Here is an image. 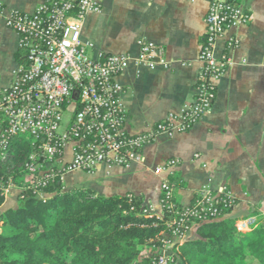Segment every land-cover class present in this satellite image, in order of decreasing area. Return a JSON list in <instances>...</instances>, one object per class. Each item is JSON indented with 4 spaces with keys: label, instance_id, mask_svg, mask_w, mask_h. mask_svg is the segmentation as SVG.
Segmentation results:
<instances>
[{
    "label": "crops",
    "instance_id": "0c3cea01",
    "mask_svg": "<svg viewBox=\"0 0 264 264\" xmlns=\"http://www.w3.org/2000/svg\"><path fill=\"white\" fill-rule=\"evenodd\" d=\"M43 1L0 0V4L5 16L12 11L31 13ZM239 2L250 19L215 42L216 56L226 55L231 64L216 81L209 110L186 132L161 135L146 146L143 163L63 174L66 189L86 188L104 196L130 193L159 216L160 184L171 177L172 197L181 206L200 190L226 187L236 202L231 214L252 217L255 223L264 220V0ZM206 10L205 0H103L99 12L86 15L80 37L94 53L135 57L140 39L164 50L166 67L148 68L131 61L118 77L130 133L142 132L169 114L178 115L193 101ZM230 36L238 43L227 50ZM17 42L0 18V90L9 85L20 59ZM168 159L177 164L157 171ZM18 194L17 189L6 192L0 212L14 207ZM254 209L258 214L250 215ZM192 234L190 230L184 239ZM164 248L160 253L169 255Z\"/></svg>",
    "mask_w": 264,
    "mask_h": 264
},
{
    "label": "built area",
    "instance_id": "2783aa9c",
    "mask_svg": "<svg viewBox=\"0 0 264 264\" xmlns=\"http://www.w3.org/2000/svg\"><path fill=\"white\" fill-rule=\"evenodd\" d=\"M205 1L193 101L178 115L169 114L138 133L128 130L118 77L131 61L148 68L166 67L161 46L140 39L135 57L94 53L81 41V28L87 14L101 10L103 0H44L31 13L12 11L5 16L0 4V18L16 34L20 53L9 85L0 90V166L12 163L20 143L29 149L21 164L26 177L14 179L10 173L0 177V193L15 187L19 193L43 188L57 175L61 179L73 171L143 163V149L159 136L186 132L209 110L216 81L231 64L226 55L216 56V40L250 19L239 0ZM225 43L229 50L238 40L230 36ZM176 164L168 159L156 170L168 171ZM160 190L164 206L175 215L168 224L175 226L172 236L177 240L185 237L190 224L218 218L236 204L226 187L200 190L192 205L180 208L172 200V183L162 180ZM253 222L252 217L237 220V228L246 230ZM163 244L170 245L167 240ZM146 264H171V259L159 253Z\"/></svg>",
    "mask_w": 264,
    "mask_h": 264
},
{
    "label": "trees",
    "instance_id": "16d2710c",
    "mask_svg": "<svg viewBox=\"0 0 264 264\" xmlns=\"http://www.w3.org/2000/svg\"><path fill=\"white\" fill-rule=\"evenodd\" d=\"M23 144L14 148L12 163L0 166V177H26L21 164L29 149ZM159 202L156 216L141 197L66 189L57 175L43 188L22 190L14 207L0 212V264H146L166 240L172 244L171 264H246L248 257L264 264V220L240 231L236 222L246 216L231 214L232 207L190 224L192 238L177 240L175 226L168 224L175 215L164 206L162 192ZM3 203L0 193V207Z\"/></svg>",
    "mask_w": 264,
    "mask_h": 264
},
{
    "label": "rangeland",
    "instance_id": "374dc122",
    "mask_svg": "<svg viewBox=\"0 0 264 264\" xmlns=\"http://www.w3.org/2000/svg\"><path fill=\"white\" fill-rule=\"evenodd\" d=\"M18 183H19V182H18ZM14 189H15V190H16V189L18 190V188H16V187H15ZM14 189H13V190H14ZM18 191H19V190H18ZM163 249H165V248H163ZM166 251H167V250H166ZM166 254H167V253H166ZM246 264H257V263H255V261H251V260L248 261V259H246Z\"/></svg>",
    "mask_w": 264,
    "mask_h": 264
}]
</instances>
